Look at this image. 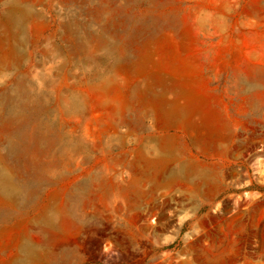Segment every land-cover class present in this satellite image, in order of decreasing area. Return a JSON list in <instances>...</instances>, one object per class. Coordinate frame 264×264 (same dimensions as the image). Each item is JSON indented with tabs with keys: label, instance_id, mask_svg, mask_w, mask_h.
<instances>
[{
	"label": "rangeland",
	"instance_id": "1",
	"mask_svg": "<svg viewBox=\"0 0 264 264\" xmlns=\"http://www.w3.org/2000/svg\"><path fill=\"white\" fill-rule=\"evenodd\" d=\"M246 180L264 0H0V264H264Z\"/></svg>",
	"mask_w": 264,
	"mask_h": 264
},
{
	"label": "crops",
	"instance_id": "2",
	"mask_svg": "<svg viewBox=\"0 0 264 264\" xmlns=\"http://www.w3.org/2000/svg\"><path fill=\"white\" fill-rule=\"evenodd\" d=\"M250 185V181H245L244 185L242 186V193H244L245 195V208L248 210L252 209L254 205L260 203V201L262 202V205L264 206V189L255 186L253 188L249 187ZM209 196H211V200L216 196L215 193H209L206 197L208 198ZM258 196L262 197L261 200H259ZM246 198L250 199V202H246ZM258 198V199H257ZM252 206V207H251Z\"/></svg>",
	"mask_w": 264,
	"mask_h": 264
},
{
	"label": "bare ground",
	"instance_id": "3",
	"mask_svg": "<svg viewBox=\"0 0 264 264\" xmlns=\"http://www.w3.org/2000/svg\"><path fill=\"white\" fill-rule=\"evenodd\" d=\"M127 122V121H126Z\"/></svg>",
	"mask_w": 264,
	"mask_h": 264
}]
</instances>
